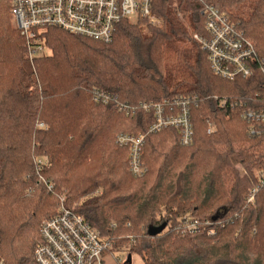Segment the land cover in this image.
Returning a JSON list of instances; mask_svg holds the SVG:
<instances>
[{
    "label": "trees",
    "instance_id": "obj_1",
    "mask_svg": "<svg viewBox=\"0 0 264 264\" xmlns=\"http://www.w3.org/2000/svg\"><path fill=\"white\" fill-rule=\"evenodd\" d=\"M204 2L229 16L264 59V0H155L159 24L126 20L109 42L48 28L43 38L51 52L33 63L13 25L11 0H0L5 264H39L41 225L58 213L63 194L116 251L126 246L144 264H264V132L251 135L231 105L261 100L264 75L256 68L249 78L225 80L211 71L195 38L206 34ZM186 95L198 96L193 142L181 144L173 128L149 134L155 116L145 104ZM122 133L145 134L143 177L130 169L129 148L117 141ZM44 155L49 164L40 175L52 189L38 184L34 161ZM186 216L201 222L199 232H182Z\"/></svg>",
    "mask_w": 264,
    "mask_h": 264
},
{
    "label": "built area",
    "instance_id": "obj_2",
    "mask_svg": "<svg viewBox=\"0 0 264 264\" xmlns=\"http://www.w3.org/2000/svg\"><path fill=\"white\" fill-rule=\"evenodd\" d=\"M155 0H11L12 17L15 26L25 36L30 62L39 55L47 54L44 45L43 30L60 28L75 35L93 40L109 42L117 27L127 21L145 25L159 24L154 14ZM204 1V0H200ZM205 4V2H204ZM202 13L205 15L206 34L195 35L201 42L209 59L211 71L225 80L249 78L261 69L264 75V59L257 54L256 46L242 29L229 16L219 12L213 5L205 4ZM198 102L197 95L164 100L156 105L145 104L151 108L155 120L148 128L149 134H156L164 129H176L180 142L189 145L193 142L191 109ZM250 102V103H249ZM224 104V103H223ZM238 106L241 116L249 124V133L258 135L264 132V97L261 100L247 99L231 102ZM43 126V123H41ZM214 128L210 127L209 133ZM117 141L129 148V166L133 174L143 177L147 171L141 159L145 134H119ZM35 166L39 174L38 184L46 183L40 172L49 164L48 157L36 158ZM264 174H260V184L264 183ZM259 187L251 190L248 201L254 203ZM65 195H60L59 211L56 215L44 219L40 228L42 241L35 251V260L39 264H127L128 250L116 251L115 242L102 236L89 222L74 209L65 204ZM184 234H195L200 231L201 222L191 216L181 220ZM127 253L126 258L116 254ZM0 264H4L3 262Z\"/></svg>",
    "mask_w": 264,
    "mask_h": 264
},
{
    "label": "rangeland",
    "instance_id": "obj_3",
    "mask_svg": "<svg viewBox=\"0 0 264 264\" xmlns=\"http://www.w3.org/2000/svg\"><path fill=\"white\" fill-rule=\"evenodd\" d=\"M11 19H12V22H13V25L15 26V20L13 19L12 15H11ZM133 23V22H132ZM143 23H146L143 21ZM16 27V26H15ZM51 51L49 48H46V53L49 54ZM41 127V124L39 125ZM42 157H48L47 155H44ZM41 157V158H42ZM240 170H242L240 167H239ZM250 194V193H249ZM249 196V195H248ZM124 249H128L126 246L122 247L121 250H124ZM118 257H121V258H126L127 257V253H119L116 254V258ZM131 260H132V264H144V260H142V257L140 256V254L138 253H133L132 256H131ZM109 261L110 263L112 264H115L117 261H115V259L113 257H110L109 258ZM4 263L3 259L0 260V263ZM5 264V263H4Z\"/></svg>",
    "mask_w": 264,
    "mask_h": 264
},
{
    "label": "water",
    "instance_id": "obj_4",
    "mask_svg": "<svg viewBox=\"0 0 264 264\" xmlns=\"http://www.w3.org/2000/svg\"><path fill=\"white\" fill-rule=\"evenodd\" d=\"M167 226V223H163L162 225H160V227H150L149 228V233L150 235H157L160 234V232H162V230ZM128 264H132V260H131V256H128Z\"/></svg>",
    "mask_w": 264,
    "mask_h": 264
}]
</instances>
